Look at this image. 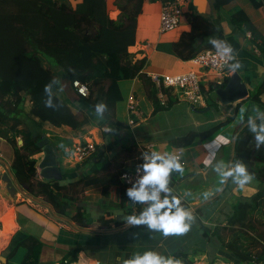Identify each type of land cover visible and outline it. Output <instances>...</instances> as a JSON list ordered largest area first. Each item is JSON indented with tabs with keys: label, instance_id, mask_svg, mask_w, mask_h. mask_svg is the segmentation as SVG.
I'll list each match as a JSON object with an SVG mask.
<instances>
[{
	"label": "crops",
	"instance_id": "0c3cea01",
	"mask_svg": "<svg viewBox=\"0 0 264 264\" xmlns=\"http://www.w3.org/2000/svg\"><path fill=\"white\" fill-rule=\"evenodd\" d=\"M115 1L106 0L108 13L113 20H117L120 16ZM194 1L191 0L189 3L187 13L193 12L205 17L209 30H216L217 34H221L227 46L219 43L217 48L212 50L231 48L233 61L231 73L226 76H219L205 69L200 72L202 80H206L203 87V94L207 98L206 106L197 107V109L181 101L180 97L174 93H169L168 100L172 102L171 107L167 111L157 113L162 115L169 112L172 113L171 117L178 118L181 110L191 109L194 114H201L204 117L202 123L194 121L196 119L192 116L195 124H192L195 128L194 132L207 131L218 124H224L207 140H198L193 146L186 148L184 155L187 167L178 173L179 175L168 177L169 192L189 206L185 210L192 217L191 220L187 218L185 220V223L189 225L188 231L167 236L162 229L156 228H149L145 232L127 231V228L134 224L129 220V217H132V211L121 207L116 197V187L111 188L106 195L102 185H92L82 190L83 201L80 205L93 218L94 224L90 228H81L68 218L58 216L53 207L42 199L30 196L12 172L14 156H4L0 152V264H23L27 254L26 248L20 247L15 254L17 263L13 258L9 259V253L28 236H34L44 244L39 264H62L67 254L80 248L82 252L77 262L70 264H126L148 252L168 260L174 258L175 253L180 251L188 253L194 264H233L223 259L228 252L224 250L225 247L221 242L225 240V243H228L234 238L228 220L233 215L235 206L253 197L259 189H264V183L252 179L241 188L234 181L235 173L226 179L221 173L230 171L237 165L234 162L235 145L241 130L248 125L245 121L250 120L249 123H252L264 117V93L260 96V104L250 98L257 93L264 82V0H260L262 5L259 8H255L250 0H234L223 7H218L216 0H202V8L200 5L197 7ZM79 2L80 0H71L73 7L74 3L76 5ZM162 5L161 1L144 3L142 14L137 20L136 46L131 49L135 59L147 60L143 73L150 79H154L155 76L185 74L190 72V67L194 65L191 61H181L169 53L171 46L179 42L182 34L191 30L190 18L187 16L185 20H182L176 31L161 33ZM201 9H204L203 13L199 12ZM238 10H243L249 17L252 29L245 26L239 27L234 23L232 15ZM187 13L184 12L183 15ZM235 73L241 76L248 87L249 94L245 99L234 104L222 105L216 92H209V90L220 82H228ZM122 85L128 91L127 101L130 95L136 96L139 100L143 117L139 118V121L136 120V126L124 124L122 128L114 129L110 125L100 128L95 123H90L81 130L73 131L67 127L54 128L37 119L36 121L44 126L43 131L49 140L59 139L61 143L70 141L73 145L76 142H95L97 147L102 149L101 154L106 151L108 156L102 159L101 156H96L94 162L98 163V159L101 162L111 161L117 165V168L120 167L123 170L133 169L140 163L143 154L154 155L155 149L165 152L159 154L163 157L178 149L179 147L174 143L178 137L174 133L171 136H159L163 128H168H165L163 123L156 124L155 127L157 116L154 114L153 104L148 99L144 81L139 78L121 81L119 83L121 90ZM121 93L123 99L120 103L124 101L123 91ZM208 98L217 104L219 113L215 118L216 124L213 125L209 118L205 120L213 107L208 106ZM73 104L76 105V109L86 110L78 98L73 100ZM125 105L128 114L127 102ZM183 105H185L184 108L176 111ZM207 108H210L208 112H200ZM30 109L29 103V107L27 104L25 108L29 116ZM207 123L209 125H206ZM261 125H264V120L256 125V131L252 130L249 143L251 161L255 169L260 172L262 162L264 164V142L257 141L258 134L264 135V132L260 130ZM135 132H138L136 136ZM4 140L0 139L1 142ZM62 152L59 151L60 154L57 156L61 161L58 165L70 172L71 177H74L78 170H81L80 175L83 177L95 170V164L68 165L67 155H62ZM41 154L42 156L34 157L39 160V163L43 159V153ZM118 154L120 156H116ZM218 168L219 171H217ZM37 174L41 178L39 168ZM5 177L11 179L10 186L15 191L14 197L9 195L7 189L9 184ZM160 194L161 198H164L168 192L160 191ZM131 205L134 207L133 204ZM101 218L121 221L125 225L116 227L112 224L109 228H99L98 221ZM135 238L139 239L137 243L125 242ZM211 258L215 259L211 260ZM68 260L70 261L71 258L69 257Z\"/></svg>",
	"mask_w": 264,
	"mask_h": 264
},
{
	"label": "trees",
	"instance_id": "16d2710c",
	"mask_svg": "<svg viewBox=\"0 0 264 264\" xmlns=\"http://www.w3.org/2000/svg\"><path fill=\"white\" fill-rule=\"evenodd\" d=\"M156 1L165 4L175 0H116L115 6L120 16L113 20L108 13L106 0H80L74 7L71 0H0V139L7 140L13 147L12 172L26 192L33 198L43 199L58 216L68 218L81 228L93 225L92 217L83 206L78 205V193L85 187L102 185L106 195L116 187L118 202L121 207L132 211V217H141L155 201H139L131 207V197L120 180L125 170L107 160L101 162L98 159V163H95L96 156H101V159L108 156L106 151L101 154L99 147L92 158L84 163L95 164V170L88 176L79 177L69 185L38 179L39 160L34 157L42 153L37 144L47 136L40 131L36 119L54 128L67 127L73 131L81 130L90 123L100 128L110 125L120 129L124 124L116 120V106L123 99L119 83L137 78L144 81L154 113L167 111L172 102L169 101V106H162L157 100L153 80L143 73L147 60L135 59L131 53L136 46L137 20L144 3ZM232 1L216 0V4L223 7ZM250 2L255 8L262 5L260 0ZM187 16L191 20V30L182 34L179 42L171 46L170 54L187 62L204 50L216 49L219 43L227 47L221 34L209 30L204 16L192 12L181 19L185 20ZM232 18L237 26L252 29L250 19L243 10L234 12ZM75 81L88 88L87 97L78 94L73 86ZM226 84L227 81L222 85L216 84L209 92ZM45 85H51L49 93H45ZM263 93L264 82L250 98L260 104ZM76 98L86 110L78 108L76 110L79 112H74L76 105L73 100ZM49 101L51 107H46ZM27 102L31 107L30 116L25 111ZM98 104L105 105L102 115L96 112ZM208 106L217 104L208 98ZM263 120L264 117L252 123L245 121L248 125L237 137L234 162L243 164L253 179L264 183V172L255 169L249 150L252 126ZM223 126L218 124L207 131L191 132L176 138L174 143L179 148H189L198 140H207ZM18 138L23 141L22 146L18 145ZM50 143L59 156L57 146ZM75 173L77 175V171ZM78 187L80 190L76 189ZM174 197L168 191L164 199L171 202ZM179 201L180 208H189L188 204ZM164 211L167 208L161 209V214ZM175 211L176 208H172L170 214ZM98 222L99 228H109L112 224L116 227L125 225L124 222L105 218ZM228 224L234 238L228 243L221 241L228 252L223 259L233 264L260 263L264 257V189L238 203ZM149 228L146 223H134L127 230L145 231ZM20 247L27 249L23 264L40 263L44 247L40 239L28 236L13 248V253ZM81 252V248L73 250L62 264L77 262ZM174 260L180 264H194L189 254L183 251L175 253Z\"/></svg>",
	"mask_w": 264,
	"mask_h": 264
},
{
	"label": "built area",
	"instance_id": "2783aa9c",
	"mask_svg": "<svg viewBox=\"0 0 264 264\" xmlns=\"http://www.w3.org/2000/svg\"><path fill=\"white\" fill-rule=\"evenodd\" d=\"M190 3L191 0H175L162 5V10L160 13V31L161 33H168L177 30L182 23L183 10L181 8L182 3ZM233 61V56L231 52L225 53L224 49L219 50H204L199 53L191 63L199 66L205 70L217 73L219 76H226L230 74L231 63ZM155 88L157 91V100L162 106H168V94L174 93L180 97V100L188 103L193 107H203L207 104V98L203 94V87L201 86V77L198 76L194 71H190L185 74L180 75H166V76H155L154 79ZM223 83L220 82L219 85ZM74 88L77 90L78 94L82 97L88 96V88L79 81L73 83ZM139 100L134 95H130L127 101V110L130 115L129 126H135L137 118H142L143 114L140 112ZM97 144L93 141L76 142L71 151L67 154L68 165H81L82 163L89 160L96 152ZM185 148H178L167 156L165 159L175 158L176 162L180 164L182 170L187 167L186 157L184 155ZM153 155L143 154L140 163L137 164L133 169L125 170L121 177V183L127 190L134 189L139 190L140 180L146 175L144 165L149 163ZM160 163V161H157ZM176 169H173L170 175H176L180 173ZM158 188L157 186L148 185L146 186L149 194L153 189ZM131 204L134 206L139 203L131 197ZM174 262V258H170ZM258 264H264V257L262 261Z\"/></svg>",
	"mask_w": 264,
	"mask_h": 264
},
{
	"label": "clouds",
	"instance_id": "9594fccd",
	"mask_svg": "<svg viewBox=\"0 0 264 264\" xmlns=\"http://www.w3.org/2000/svg\"><path fill=\"white\" fill-rule=\"evenodd\" d=\"M212 43L215 44L217 42L212 41ZM224 52H231V48H225ZM50 90L51 85H45V93H49ZM46 107H51L50 101L46 103ZM104 110L105 105L98 104L96 106V112L98 115H102ZM252 130L256 131L255 125L252 126ZM260 130L261 132H264V125L260 126ZM257 141L264 142V135L258 134ZM157 161H160V163H157ZM144 168L146 175L139 182V190L129 189L128 195L137 201L145 202L151 200L155 201V203L147 211H145L140 218L129 217L130 222L135 224L146 223L150 228L162 229L165 236L169 234H183L187 232L189 225L185 223V220L186 218L191 220L192 217L188 212L179 207V199L174 197L170 202L167 198H165L163 201H161L159 198L160 191H170V189L167 187L169 174L173 169L182 171L180 164L176 162L175 158L165 159L161 155L154 154L151 157L150 162L144 165ZM217 171H219V168ZM234 173V181L238 183L241 188H243L246 183L253 179V177L248 174L243 164H237L234 169L222 172L221 175L224 179H226L228 176H233ZM148 185H158V188L154 187L151 194H149L146 188ZM165 208H167V211H164L161 214V209ZM172 208H176L174 214H170ZM126 264H180V262H174L172 259L163 260L158 255L148 252L142 257H137L134 260L126 262Z\"/></svg>",
	"mask_w": 264,
	"mask_h": 264
},
{
	"label": "rangeland",
	"instance_id": "374dc122",
	"mask_svg": "<svg viewBox=\"0 0 264 264\" xmlns=\"http://www.w3.org/2000/svg\"><path fill=\"white\" fill-rule=\"evenodd\" d=\"M73 4V3H72ZM76 5H77V3H76ZM75 5V3H74V6H76ZM181 8H182V10H183V14H184V12L185 13H187L188 12V10H189V3H187V2H183L182 3V6H181ZM184 19V18H183ZM182 20V19H181ZM176 31V30H175ZM190 70L191 71H194L198 76H201L200 75V72H202V71H205L203 68H201V67H199V66H194V65H192L191 67H190ZM211 78H213L212 76H210ZM204 82H206V80H202V78H201V86L202 87H204ZM121 88H122V90L121 91H123V94H124V101L122 102V103H119L117 106H116V120L117 121H119V122H121V123H123V124H125V125H127L128 123H129V118H130V115H129V113L127 114L126 113V105H125V102H127V95H128V91H127V88H125L123 85L121 86ZM28 103V107H29V102H27ZM26 103V104H27ZM151 103H152V101H151ZM26 107V106H25ZM185 107V105H183V106H180V107H178L177 109H176V111H178V110H180V109H182V108H184ZM140 109V108H139ZM73 110H74V112L75 113H78L79 111L78 110H76V108H74L73 107ZM218 109H217V106H213L212 107V109L208 112V116L207 117H205V120L207 119V118H209V121L211 122V125H213V124H216V121H215V118H216V116H218L219 115V113H218V111H217ZM175 111V112H176ZM174 113V112H173ZM26 114H27V112H26ZM155 114V113H154ZM191 114V115H190ZM129 115V116H128ZM171 115H172V113H169V112H165V113H163L162 115L161 114H156V120H155V127H156V124H164V127L165 128H168V129H164L163 128V132H159V136H165V135H168V136H171L172 135V133H174V135L176 136V137H183V136H186V135H188V134H190L191 132H194V126L193 125H195L194 124V122L192 121V116H193V118L194 119H196V120H194V121H196V122H199V123H202L203 122V120H204V117H202V115L201 114H198V113H196V114H194V111L193 110H191V109H187L186 111L185 110H181V113H180V116L178 117V118H173V117H171ZM155 116V115H154ZM135 120H137V121H139L140 119L139 118H137V117H135ZM193 122V123H192ZM219 121H217V123H218ZM193 124V125H192ZM129 125V124H128ZM206 125H209L208 123L206 124ZM136 126V125H135ZM38 127H39V129H40V131H42L43 133H44V126L43 125H41V124H38ZM163 126H161V128H162ZM202 128H203V126H202ZM156 129H158V128H156ZM161 131V130H160ZM103 133V132H102ZM45 134V133H44ZM136 134H138V132H135L134 133V135L136 136ZM18 140V145L19 146H22V144L23 143H20L19 144V141L21 140V138H18L17 139ZM50 142H52L55 146H57L58 148H59V151H63L62 152V155H66V154H68L70 151H71V149H72V146H73V144H72V142H70V141H66V142H63V143H61L60 142V140L59 139H54V138H52V139H50ZM174 147L176 148V146L174 145ZM0 152L4 155V156H14V151H13V147L10 145V143L8 142V141H6V140H4V141H0ZM154 153L155 154H164L165 152H163V151H160V150H158V149H155L154 150ZM58 154H60L59 152H58ZM41 156H42V154H40ZM69 155V154H68ZM67 155V156H68ZM92 158V157H91ZM90 158V159H91ZM261 159L263 160V158L261 157ZM60 158H58V163L60 164ZM85 163V162H84ZM83 164V163H82ZM83 165H86V164H83ZM78 166V165H77ZM259 166V165H258ZM60 168V167H59ZM260 169H261V171H264V164H263V162H262V164H261V167H260ZM60 170H61V172H62V174L64 175V179L62 180V181H60L61 182V184H64V185H69L70 184V182L71 181H76V180H78L79 179V177H83L82 175H80L81 173H80V171L81 170H78L77 171V175H75L74 177H71V173L70 172H68V171H66V170H63V168L61 167L60 168ZM37 176H38V174H37ZM88 176V175H87ZM86 177V176H85ZM38 179H40L41 180V178L38 176ZM262 183V182H261ZM82 188V187H81ZM77 190H80V187H78V188H76ZM81 193H82V191L81 192H79L78 194V202H79V206H81L80 204L82 203V201H83V199H82V196L83 195H81ZM81 195V196H80ZM159 198L161 199V201H163L164 200V198L162 199L161 198V194L159 195ZM43 200V199H42ZM46 203V202H45ZM47 204V203H46ZM91 221H93V218H91ZM94 224V223H93ZM127 231H129V230H127ZM134 231H140V232H145V231H143V230H134ZM132 232V231H131ZM132 241H135V243H137L138 241H139V239L138 238H135V239H129V240H125V242L126 243H128V242H132ZM19 249L20 248H18L17 249V251H16V253L15 254H17L18 253V251H19ZM9 254H11V256L9 257V259H14V262L15 263H17V257H15V254L13 253V250L9 253Z\"/></svg>",
	"mask_w": 264,
	"mask_h": 264
},
{
	"label": "water",
	"instance_id": "95a60500",
	"mask_svg": "<svg viewBox=\"0 0 264 264\" xmlns=\"http://www.w3.org/2000/svg\"><path fill=\"white\" fill-rule=\"evenodd\" d=\"M194 4L197 7L200 5V8H202L203 6L202 0H195ZM203 11L204 9H201L199 12L203 13ZM215 92L222 105L234 104L240 100L245 99L249 94L247 85L242 81V78L238 73H235L233 76H231L227 84L224 87L218 88ZM209 110L210 108H207L201 110L200 112L206 113ZM19 143H23V141L20 140ZM37 145L42 149L43 153V159L38 166L41 178L48 182L62 181L64 179V175L59 168L57 153L51 145L50 140L48 138H43L38 142ZM5 179L9 184L7 187L9 194L10 196L14 197L15 191L10 186L11 179L8 177H5ZM162 259L165 260L164 258ZM2 260L6 259L2 258Z\"/></svg>",
	"mask_w": 264,
	"mask_h": 264
}]
</instances>
